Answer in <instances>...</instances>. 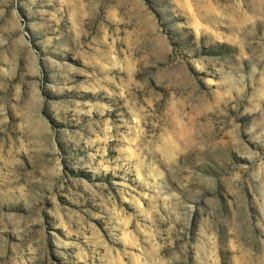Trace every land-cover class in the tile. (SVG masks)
<instances>
[{"label": "rangeland", "instance_id": "obj_1", "mask_svg": "<svg viewBox=\"0 0 264 264\" xmlns=\"http://www.w3.org/2000/svg\"><path fill=\"white\" fill-rule=\"evenodd\" d=\"M0 264H264V0H0Z\"/></svg>", "mask_w": 264, "mask_h": 264}]
</instances>
